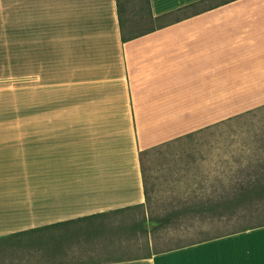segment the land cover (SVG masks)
Wrapping results in <instances>:
<instances>
[{"label":"crops","instance_id":"0c3cea01","mask_svg":"<svg viewBox=\"0 0 264 264\" xmlns=\"http://www.w3.org/2000/svg\"><path fill=\"white\" fill-rule=\"evenodd\" d=\"M149 1L124 40L119 0H6L0 237L144 204L143 151L264 107V0ZM85 230L53 264H264V225L131 258L141 236Z\"/></svg>","mask_w":264,"mask_h":264},{"label":"rangeland","instance_id":"374dc122","mask_svg":"<svg viewBox=\"0 0 264 264\" xmlns=\"http://www.w3.org/2000/svg\"><path fill=\"white\" fill-rule=\"evenodd\" d=\"M119 2L128 33L133 35L155 25L149 14L147 0ZM5 6L6 0H0V36L4 34ZM5 85L17 86L20 82L16 79H0V87ZM8 95L0 93V99ZM263 132L264 108H261L219 127L171 141L163 145L162 150L142 155V168L149 179L147 186L150 199L146 202V207L130 211L129 214L133 217L125 220L124 225L128 227L136 219L165 218L174 209L179 214L171 223L162 224L158 228L149 223L148 227L152 229L150 234L141 236L129 250L117 253V258L144 256L264 223V215L253 221L245 218L240 209L231 220L228 215L222 217L220 214L214 217L207 214L210 218L203 220L198 212L184 211L188 203L217 199L216 195L222 187L219 177L222 175L218 173L219 168L215 165L218 160L215 156L219 152L218 147L223 142H228L225 138L233 135L232 138L237 139L235 142L242 143ZM238 149L244 150L241 145ZM242 164L247 166V163ZM240 165L239 163L234 168L236 171L231 173L225 172L223 166L222 182L226 185L235 183L242 174L237 171Z\"/></svg>","mask_w":264,"mask_h":264},{"label":"trees","instance_id":"16d2710c","mask_svg":"<svg viewBox=\"0 0 264 264\" xmlns=\"http://www.w3.org/2000/svg\"><path fill=\"white\" fill-rule=\"evenodd\" d=\"M219 1H220L219 3H224L230 0H219ZM147 4L149 7V14L152 17L149 0H147ZM197 5L198 2L193 3L187 7H184L183 9L192 8L193 9L192 14H197L198 13ZM119 19L123 33V39L127 40L129 38H132L134 35L130 33L127 34L125 32L124 29L125 23L121 9H119ZM4 67H5L4 61L0 58V72L4 69ZM255 110L257 109L239 114L236 117L229 119L228 121L216 125L207 126L205 128L191 132L174 140L181 139L186 136H191L197 133H202L206 130L215 127H219L222 124L229 123L235 119L241 118L246 114H249L250 112ZM232 136H228L225 138L228 139L227 140L228 142H223L218 147L219 152L215 156V158L216 157L218 158L217 164L215 161V165L219 168L218 173L222 175V177L221 176L219 177V184L220 187L221 186L222 187L219 193L216 195L217 199H211V198L202 199L199 203H195V202L188 203L186 205L187 207H185L184 209L185 212H198L200 216H202L203 220L210 218L209 215L207 214H211L212 217H214L217 214H220L222 217L228 215L229 219L231 220L233 215L238 214L239 209L241 211L240 213H242L245 218L253 221L257 220L259 216L264 215V132L258 134L254 139L248 138L242 143L235 142L234 140L237 139H233ZM171 141L159 144L151 149L143 151L141 156L144 154L162 150V146L168 144ZM239 145H241L244 148V150L242 149L239 150L238 149ZM192 158L195 160L194 157ZM140 161H141V157H140ZM239 163L241 165L239 166L237 171L242 174H240L238 178L236 177L237 179L235 183L226 185L224 182H222L223 166H225L224 167L225 172L231 173L232 171H236L234 170V168L237 167ZM242 163H247L246 164L247 166L243 165ZM141 167H142V161H141ZM142 173L144 179V192L147 202L150 199L148 193V186H147L149 179L147 178V174L144 168H142ZM230 181H232L231 176H230ZM146 202L141 205L126 207L115 211H111L109 213L94 214L75 220L54 223L43 227L22 231L7 237H0V258H2V261H7L9 260V254H10L12 261L13 260L16 261L18 259L22 263L25 256H29V257L31 256L35 259L40 257L42 260L50 261L51 262L50 264H53L52 262L58 258L56 256L58 255L59 252L61 251L66 252V248L62 246L63 239L60 241L61 245L59 244L60 239H58L59 237L63 238L62 237L63 235L61 236L57 235L56 229L68 228V229H74L76 231H79V229H86L85 231L86 232L88 231V235H85L86 238L93 237L95 230L105 231V229L107 228L110 229L116 228L119 230H125V234L127 236H145L150 234V232L152 231V229H149L148 227L149 223H152L153 225H155L154 226L155 228H158L160 225L165 223L169 224L174 219L178 218L179 212L178 211L176 212V210L174 209V211L166 215L165 218L153 217L151 219H147V218H142L140 220L136 219L130 226L126 227L124 225V221L129 219L119 218L118 216L123 214L128 215L130 211L136 209H142L146 207ZM263 225L264 223H259L256 225L245 227L241 230H247L250 228L259 227ZM122 235L124 234H119V236ZM75 237H77V235H75ZM214 237L203 239L200 241H195L189 244H194L204 240L212 239ZM13 264H15L14 261Z\"/></svg>","mask_w":264,"mask_h":264}]
</instances>
